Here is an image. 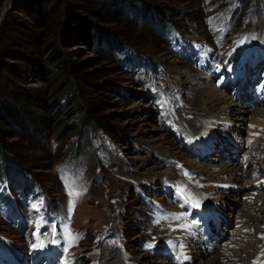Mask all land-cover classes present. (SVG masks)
I'll return each mask as SVG.
<instances>
[{
	"label": "rangeland",
	"instance_id": "rangeland-1",
	"mask_svg": "<svg viewBox=\"0 0 264 264\" xmlns=\"http://www.w3.org/2000/svg\"><path fill=\"white\" fill-rule=\"evenodd\" d=\"M35 1L0 0V103L9 106L0 116V244L12 250H1L4 264L60 256L47 247L53 226L39 248L30 227L51 210L73 241L52 264H184L163 245L158 227L169 218H158L176 210L187 225L204 202L221 224L202 241L246 264L264 226V0ZM243 46L245 57L262 55L243 66ZM201 85L233 111L224 114L223 100L210 109L206 96L202 110L226 120L211 130L213 149L199 142L192 152V133H177L197 126ZM24 91L32 98L15 99ZM244 155L234 185L228 174ZM185 169L193 196L171 181Z\"/></svg>",
	"mask_w": 264,
	"mask_h": 264
},
{
	"label": "bare ground",
	"instance_id": "bare-ground-1",
	"mask_svg": "<svg viewBox=\"0 0 264 264\" xmlns=\"http://www.w3.org/2000/svg\"><path fill=\"white\" fill-rule=\"evenodd\" d=\"M208 88V87H207ZM214 89V88H213ZM206 90V89H205ZM210 92V90L208 92L204 91L202 89V85L197 88V103L196 104V107L199 109V111H203L202 108L200 107L201 104H205V100L206 99V96H208V102L207 103V106L210 108V104L211 103H216V102H220L221 100L225 101V103L228 105H230L233 101H231L229 98H227L226 96H223L222 98H220L219 96H215L213 94H208ZM214 92V91H213ZM217 92V91H216ZM215 93V92H214ZM219 95V94H218ZM196 97V96H195ZM206 99V100H207ZM201 103V104H200ZM225 104V105H226ZM195 108V106H194ZM204 108V107H203ZM211 109V108H210ZM214 110V109H212ZM182 110H179L177 114H179ZM229 112H232L233 111V108H231V105L227 108V110L224 111V114H227ZM220 113V112H219ZM220 116V115H219ZM224 115L220 116L221 118H224L223 117ZM184 118V117H182ZM194 118H197L196 119V124L197 126H195L194 128H192V126H190L189 128H184L182 127L181 130L179 131L180 132V135H183V133L185 132H191L192 135L189 136V140H190V143L192 142V139L194 137H198V139L200 140V142H203L205 144V151H206V148H214L216 145L217 142L213 141V133L210 135V133L212 132V128L214 127V125L218 122V121H225L226 119H218L219 117L215 116V114H206L204 111L202 112V114H197L194 116ZM193 118V119H194ZM191 119V118H190ZM191 119V120H193ZM204 122V123H203ZM206 123L208 125H206ZM193 124V123H192ZM205 126L204 128H201L200 131L196 132L195 131V128L202 125ZM186 130H184V129ZM176 132V131H175ZM203 132V133H202ZM209 139V140H208ZM194 143V141H193ZM203 145V144H202ZM190 145H188V148L190 149L189 147ZM182 152V151H181ZM218 155L217 156H222V155H219V153H217ZM233 165V164H232ZM236 168L237 170H235V172L233 173H229V177L232 178V180L234 181V185H237V180L240 178V175L244 173V171L242 170V168H244L245 165H240L239 166V162L236 164ZM199 172L201 171L198 170ZM197 170H195V174L198 175L200 177H203V173L202 174H199ZM234 171V170H233ZM176 175H178L179 177L177 178H172L171 181H173L172 183H175V180L174 179H177V181H185L186 183H184V193L181 194V196H191L192 194H194V191H195V184H192L190 181H187L186 179V175L185 176H182L180 175L178 172H175ZM215 173L213 172V175ZM181 176V177H180ZM219 174H215L214 175V180L217 181V178L215 179V177H218ZM196 180V179H194ZM188 182V183H187ZM199 184L201 183L200 180H198ZM218 184V183H217ZM215 183V194L216 195H220V196H225L227 197V193H223L221 194V192H219V190L217 189V185ZM182 186V185H181ZM179 191H182V190H179ZM199 192V191H198ZM179 193V192H178ZM197 195V194H196ZM193 196V195H192ZM180 197V196H179ZM189 199V197H187ZM191 199V198H190ZM195 199V198H194ZM184 200V199H183ZM264 200V199H262ZM187 201V200H186ZM260 201V200H259ZM193 202V201H192ZM187 203V202H186ZM191 204V203H190ZM197 204V203H195ZM203 204V203H202ZM201 206V205H200ZM263 209V208H262ZM179 210V209H178ZM193 209L191 207L190 209V212H192ZM177 211L175 210L174 213H176ZM201 212H207L205 210H201ZM174 213H169L166 217H163V216H160L159 217V220L158 221H163V220H166L167 218H170V219H167L169 220L170 223L167 224V222L165 221V223H159V227L160 230L162 231V234L161 237H162V240H165V243H163L164 246H169L171 247V249H174L175 251V256H174V259L175 260H180L179 262H184V264H191L193 259H197V260H201L204 258V256L208 257H212V258H206L204 259L205 261L203 263H199V264H232V260H238V258L235 257V255H232V254H228L226 256L224 255H221L219 254L218 250H216L217 248H221V247H225V245H221V244H215V245H212L211 244H206L202 241L201 235H198V230L195 229V226L192 225V222L191 220H189L187 222V225L185 224H181L180 223V220L181 218L183 217L182 215H177V214H174ZM196 214V213H194ZM188 216V215H187ZM249 216V215H248ZM188 218V217H187ZM180 219V220H179ZM218 219V218H217ZM173 223L174 225L172 226V230L170 229V224ZM189 224V225H188ZM248 225V224H246ZM245 225V226H246ZM264 225V223H263ZM189 226V228H187ZM170 230V231H169ZM196 232V233H195ZM260 235V234H259ZM244 236V235H243ZM247 236V235H246ZM258 237V236H257ZM264 226L262 227V233H261V242L255 247L253 248L244 258H246V264H264ZM240 238V237H238ZM241 239V238H240ZM245 239V238H244ZM258 240V239H257ZM260 240V239H259ZM241 243V241H239ZM237 243V242H236ZM217 245H219L217 247ZM245 245V244H244ZM250 247V246H249ZM1 248H6V251H7V246L5 245V243L3 242V244L1 245L0 244V249ZM229 250V249H228ZM180 251V253L178 252ZM236 252V251H235ZM237 254V252L235 253ZM8 255H10L8 253ZM243 257V256H242ZM0 258H1V255H0ZM241 258V257H240ZM12 259V257H11ZM201 262V261H200ZM15 263V262H14ZM195 263V262H194ZM234 263H239L238 261H235ZM16 264V263H15Z\"/></svg>",
	"mask_w": 264,
	"mask_h": 264
},
{
	"label": "trees",
	"instance_id": "trees-1",
	"mask_svg": "<svg viewBox=\"0 0 264 264\" xmlns=\"http://www.w3.org/2000/svg\"><path fill=\"white\" fill-rule=\"evenodd\" d=\"M97 1V3H99L100 2V0H96ZM36 3H38V5L39 4H43L44 5V3H43V0H38V1H35ZM101 3V2H100ZM102 4H103V2H102ZM43 8V10H45V7H42ZM97 36L100 38V36L97 34ZM91 37H93L94 39H93V42H94V48H97L96 46L99 44V40H98V37H96V35H95V33L93 34V36L91 35ZM50 64V63H49ZM14 97H15V99L17 98V99H19L20 101H23V100H26L27 98H32V94H30L29 92H27V91H24V92H21V93H18V94H14ZM0 107H1V109H0V116H3L4 118H5V116H4V109H9V106H7V105H2L1 103H0ZM14 118H15V116H13ZM6 119V118H5ZM17 120V119H16ZM17 122H19V121H17ZM13 123H15V122H13ZM19 124H20V122H19ZM102 126H103V128H105L106 130H107V128H106V126L105 125H103L102 124ZM0 143L3 145V143L1 142V140H0Z\"/></svg>",
	"mask_w": 264,
	"mask_h": 264
},
{
	"label": "snow or ice",
	"instance_id": "snow-or-ice-1",
	"mask_svg": "<svg viewBox=\"0 0 264 264\" xmlns=\"http://www.w3.org/2000/svg\"><path fill=\"white\" fill-rule=\"evenodd\" d=\"M185 175H188L187 173H185ZM198 206V205H197ZM37 235H38V233H37ZM262 238H264V237H262ZM34 247L36 246V245H33ZM147 247H151V245H147Z\"/></svg>",
	"mask_w": 264,
	"mask_h": 264
}]
</instances>
